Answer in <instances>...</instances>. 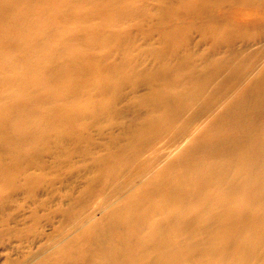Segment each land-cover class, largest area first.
<instances>
[{
  "label": "bare ground",
  "instance_id": "6f19581e",
  "mask_svg": "<svg viewBox=\"0 0 264 264\" xmlns=\"http://www.w3.org/2000/svg\"><path fill=\"white\" fill-rule=\"evenodd\" d=\"M135 1L0 0V101L6 100V106L0 107V148L8 149L10 154L18 156L15 159L18 160L25 145H33L55 130L58 136L64 134L76 124L78 117L96 121L108 114V121H113L122 113L115 107L128 84L122 64L92 70L97 77L95 88H107L106 92L110 95L109 99L100 101L90 96L91 86L79 83L65 68L54 64L65 55L84 56L87 51L100 48L111 38L117 40L116 36L110 37V33L119 35L116 30L121 22L138 18V13L147 9L146 6H136ZM175 1L173 13L177 7L188 12L195 5L201 6V12L208 13L218 4H222L223 8L229 4L258 7L259 12L264 13V0ZM62 7L65 9L60 10ZM163 11L166 16L172 13L166 9ZM63 12L66 18L75 19L72 20L75 24L91 23L95 14L102 16L100 30L95 27L97 37L83 42L87 48L80 50L73 46L69 32L63 31L58 23ZM174 30L168 29L169 35L172 36ZM171 36L170 40L175 44ZM126 39L122 37L125 42L128 41ZM166 40L164 38L163 42ZM228 41L225 40V43ZM219 42L215 46L224 44ZM12 50L20 52L17 64L11 62ZM128 52H121L124 60L130 58ZM158 56L157 67L137 75L138 78L131 83L133 87H149L147 95L137 104L147 108L144 121L134 134L138 143L142 144L148 143L144 142L148 137L152 140L166 130L183 128L184 124L181 122L178 125V121L180 117L185 120L184 113L190 102H197L208 90L212 79L225 68V65L218 66L214 62L215 66L208 72L207 78L201 81L197 78L199 76L197 80L187 76L188 58L172 64L164 56ZM43 74L44 77H39ZM52 79H57L59 84L51 86ZM6 82L10 88L3 91L2 84ZM230 92L221 100L225 104L223 112L213 118L199 141L182 150L178 160L154 177L140 195L128 196L127 205L114 211L102 230L109 238L99 241V253L104 259L113 260L116 250L112 240L115 238L130 249L133 264L148 260L151 253L155 254L151 264H169L173 260L195 264H255L258 253L264 250V70L261 76L252 78L244 88L240 86ZM169 94L176 100L177 107L174 109H168L163 104L162 99ZM154 96L158 99L157 102L152 101L155 105H151ZM59 117H63L62 124L58 122ZM212 131L217 133L213 136L207 134ZM110 157L116 159L112 155ZM118 161L116 159L120 163ZM107 173L111 176V172ZM10 176L11 173L0 178L7 183L11 180ZM120 229L125 231L118 232ZM205 243L207 248L203 246ZM198 244H202L203 252ZM138 245L142 247L139 255V251L135 250ZM197 249H200L199 252ZM206 257L216 261H209Z\"/></svg>",
  "mask_w": 264,
  "mask_h": 264
},
{
  "label": "rangeland",
  "instance_id": "374dc122",
  "mask_svg": "<svg viewBox=\"0 0 264 264\" xmlns=\"http://www.w3.org/2000/svg\"><path fill=\"white\" fill-rule=\"evenodd\" d=\"M159 2L136 0V6L147 7L144 10L146 14L141 12L138 18L121 22L116 30L119 35L108 33L110 37L116 36L117 40L111 38L108 44L89 50L84 56L65 55L54 64L58 68H65L79 83L91 86L93 90L90 96L96 101L107 100L110 95L106 92L107 88H95L97 77L92 70L122 64L128 84L123 89L122 98L116 102L118 106L115 104L116 109L122 112L116 119L108 121V114L96 121L78 117L76 124L61 134L66 137L59 135V139L56 130L52 131L43 138L44 142L41 139L33 145H25L18 160H15L18 156L10 154L8 149L0 148V176L11 173V180L7 183L0 178V264H133L130 249L119 239L112 240L116 250L112 261H107L99 253L100 239L108 237L102 230L111 220V215L116 209L124 208L132 195H140L163 169L175 163L182 150L199 141L213 118L223 112L225 104L221 100L226 94H231L230 90H238L240 86L244 88L252 78L263 73L264 13L259 12L258 7L229 4L225 9L218 4L208 13H203L199 9L201 6L195 5L188 12L177 7V12L173 13L175 0ZM62 8L60 10L65 9ZM163 9L171 11V15H164ZM64 14H61L62 18ZM95 15L88 24H75L72 22L75 19L70 17L58 18L59 25L63 31L69 32L76 48L83 49L87 41L97 37L95 27L100 30L102 16ZM172 28L177 31H173L171 36L168 29ZM124 36L127 42L122 40ZM164 38H169L166 44ZM227 39L229 41L225 43ZM219 41L224 44L215 46ZM120 51H129L130 58L124 60ZM158 54L172 64L188 58V65H185L187 69L189 66L187 76H193L196 80L206 79L215 66L214 62L225 65V68L212 79L208 90L197 102H190L184 113L185 120L180 117L178 121V125L181 122L184 124L183 128L166 130L152 140L148 137L144 139L148 143L142 144L138 143L134 134L143 123L147 108L138 107L137 104L147 95L149 87H133L131 83L138 78L137 75L157 67ZM19 58L20 52L12 50L11 62L17 64ZM42 76L44 74L39 75ZM58 84L57 79L50 82L53 87ZM8 86L10 84L7 82L2 84L3 91H8ZM157 99L152 97L151 105H155L152 101L157 102ZM174 99L169 94L162 101L165 107L174 109L177 107ZM5 104L6 100L0 101L1 108ZM62 118L59 117V124H62ZM99 123L105 126L101 127ZM214 133L217 131L207 134L213 136ZM111 155L120 163L111 159ZM11 164H14V168ZM109 164H113V168ZM107 172H111V176ZM122 231L125 230H118ZM203 246L208 247L206 243ZM135 250L139 251L138 255L142 253L140 245ZM204 250L201 246L200 251ZM263 255L264 250L258 253L255 264H263ZM154 256L151 253L148 260L137 264H151ZM173 261L169 264H195L192 261Z\"/></svg>",
  "mask_w": 264,
  "mask_h": 264
}]
</instances>
